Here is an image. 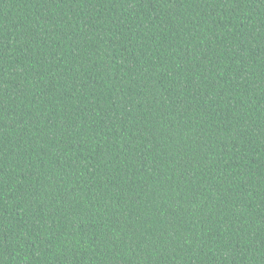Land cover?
Instances as JSON below:
<instances>
[{
    "label": "trees",
    "instance_id": "1",
    "mask_svg": "<svg viewBox=\"0 0 264 264\" xmlns=\"http://www.w3.org/2000/svg\"><path fill=\"white\" fill-rule=\"evenodd\" d=\"M0 264H264V0H0Z\"/></svg>",
    "mask_w": 264,
    "mask_h": 264
}]
</instances>
